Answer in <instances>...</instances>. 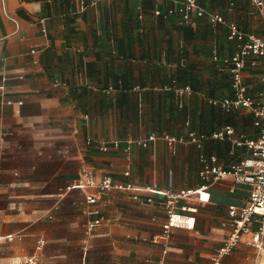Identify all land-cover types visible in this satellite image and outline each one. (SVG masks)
<instances>
[{
	"label": "crops",
	"instance_id": "obj_1",
	"mask_svg": "<svg viewBox=\"0 0 264 264\" xmlns=\"http://www.w3.org/2000/svg\"><path fill=\"white\" fill-rule=\"evenodd\" d=\"M199 4L264 35L251 0ZM170 5L0 0V264H26L33 254L37 264H207L226 238L228 206L250 190L231 177L212 184L208 200H179L178 207H197L193 228L163 227L167 198L159 190L197 187L201 154L229 163L250 151L237 146L231 153L229 141L214 138L202 147L170 145L165 134L226 123L250 137L259 133L249 108L228 112L210 101L232 93L230 66L221 59L236 49L227 24L194 10L165 16ZM263 74L264 57L248 59L244 77L254 95ZM168 84L191 89L179 93ZM81 173L129 186H90L86 191L99 196L90 204L82 189L66 190ZM96 208L103 219L88 232ZM247 238L224 264H255L261 252Z\"/></svg>",
	"mask_w": 264,
	"mask_h": 264
},
{
	"label": "built area",
	"instance_id": "obj_2",
	"mask_svg": "<svg viewBox=\"0 0 264 264\" xmlns=\"http://www.w3.org/2000/svg\"><path fill=\"white\" fill-rule=\"evenodd\" d=\"M169 1H171V5L164 13L165 16L173 12L183 14L194 10L197 15H208L213 23L223 22L227 24L228 38L236 41V49L230 56L221 59L230 66L232 93L222 98H210V101L221 105L228 112L239 106L249 108L253 114L254 125L259 129L256 137H250L243 132H237L236 127L232 123H226L211 132L191 129L186 135H164L170 145L178 141L191 142L198 147H202L205 140L214 138L229 141L231 143V153H235L237 146H246L250 150L248 155L229 163H223L216 153L201 154V167L199 170L201 182L197 187L182 188L178 191L159 190L167 198L162 203L167 207V220L163 223V227L167 232L173 226H184L187 228L195 226L197 207L193 204H181L178 207L177 204L181 198L199 194L202 199L208 200L211 185L226 177H231L237 182L250 185L249 194L243 202L229 204L227 209L228 220L224 221V223L230 225V231L221 244L214 249L207 262V264H224V257L240 243L243 235H248L246 242L255 246L259 251L264 249V86L259 94L254 95L248 89L244 77V69L247 67L248 59L264 57V35L242 28L236 22H227L223 14L206 9L199 4V0ZM251 1L256 5L262 17L264 29V0ZM233 6L234 1H231L229 8L232 9ZM161 12L159 7L155 9V13L161 14ZM214 59H220L216 50H214ZM165 87L174 88L179 93L190 91L191 89L189 85L168 84ZM187 123L189 122L187 121ZM154 137L153 134L149 135L150 139ZM88 141H91V139ZM141 141L145 145L147 144V140ZM90 186H98L100 190H108L112 187L129 186V184L114 182L110 175H105L101 181L96 182L90 174L85 173L83 175L81 173L77 180L66 186V190L73 188L82 189L85 192L86 201L93 204L98 201L99 196L95 192L86 191ZM148 189L158 190L152 187ZM150 200L152 201V199ZM92 213L94 215L93 218H90L87 222L88 232H92L94 227L103 219L99 208H96ZM8 237L10 238L11 236ZM26 264H37L36 255L33 254L28 257Z\"/></svg>",
	"mask_w": 264,
	"mask_h": 264
},
{
	"label": "rangeland",
	"instance_id": "obj_3",
	"mask_svg": "<svg viewBox=\"0 0 264 264\" xmlns=\"http://www.w3.org/2000/svg\"><path fill=\"white\" fill-rule=\"evenodd\" d=\"M254 14L259 18L258 13L255 12V9H254ZM259 27L260 29H258V32H262L263 31L262 26L260 25ZM138 143L145 145L143 141L138 142ZM259 252H261V254H258L257 252L255 253V264H264V249L260 250Z\"/></svg>",
	"mask_w": 264,
	"mask_h": 264
}]
</instances>
